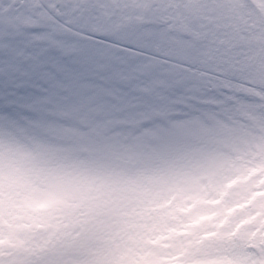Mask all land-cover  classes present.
Listing matches in <instances>:
<instances>
[{"label":"snow or ice","instance_id":"1","mask_svg":"<svg viewBox=\"0 0 264 264\" xmlns=\"http://www.w3.org/2000/svg\"><path fill=\"white\" fill-rule=\"evenodd\" d=\"M0 264H264V0H0Z\"/></svg>","mask_w":264,"mask_h":264},{"label":"rangeland","instance_id":"2","mask_svg":"<svg viewBox=\"0 0 264 264\" xmlns=\"http://www.w3.org/2000/svg\"><path fill=\"white\" fill-rule=\"evenodd\" d=\"M258 2V0H249V3H252L253 6H255V4Z\"/></svg>","mask_w":264,"mask_h":264}]
</instances>
